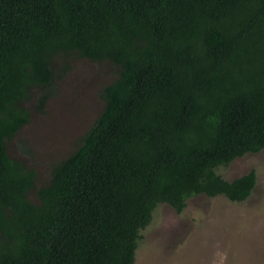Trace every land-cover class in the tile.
Masks as SVG:
<instances>
[{
  "label": "trees",
  "instance_id": "trees-1",
  "mask_svg": "<svg viewBox=\"0 0 264 264\" xmlns=\"http://www.w3.org/2000/svg\"><path fill=\"white\" fill-rule=\"evenodd\" d=\"M71 54L115 77L37 186L8 141ZM262 149L264 0H0V264H134L157 206L246 200L256 172L217 168Z\"/></svg>",
  "mask_w": 264,
  "mask_h": 264
},
{
  "label": "rangeland",
  "instance_id": "rangeland-1",
  "mask_svg": "<svg viewBox=\"0 0 264 264\" xmlns=\"http://www.w3.org/2000/svg\"><path fill=\"white\" fill-rule=\"evenodd\" d=\"M58 65L56 92L39 109L41 90H33L27 103L30 120L8 141L9 152L37 171V186L101 113L100 92L116 71L109 61L75 54ZM251 170L257 183L244 201L199 194L190 197L180 213L166 203L157 206L141 230L134 264H264V149L217 168L228 180Z\"/></svg>",
  "mask_w": 264,
  "mask_h": 264
},
{
  "label": "bare ground",
  "instance_id": "bare-ground-1",
  "mask_svg": "<svg viewBox=\"0 0 264 264\" xmlns=\"http://www.w3.org/2000/svg\"><path fill=\"white\" fill-rule=\"evenodd\" d=\"M209 248V247H208Z\"/></svg>",
  "mask_w": 264,
  "mask_h": 264
}]
</instances>
